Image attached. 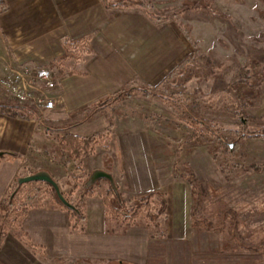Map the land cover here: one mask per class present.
Listing matches in <instances>:
<instances>
[{
  "label": "crops",
  "instance_id": "1",
  "mask_svg": "<svg viewBox=\"0 0 264 264\" xmlns=\"http://www.w3.org/2000/svg\"><path fill=\"white\" fill-rule=\"evenodd\" d=\"M110 1L120 3L107 7L102 0H4L0 6V75L23 64L46 67L56 80L50 93L57 102L54 109L38 118L13 116L0 110V151L16 154L0 160V200L28 160L37 161L38 156H44V145L55 144L56 135L68 132L85 137L110 127L107 145L112 142L117 147L115 156L121 175L118 179L111 173L129 192L127 197L161 190L166 195L167 215L174 210V197L178 200L180 192L171 187L175 179L171 168L156 165L154 156L148 153V147L156 141L154 133L146 123L136 122L134 108L120 114L118 105L137 97L115 103L84 123L69 117L128 86L155 91L193 53L198 33L191 23L186 36L179 24L184 21L176 22L170 12L154 13L155 8H175L180 0H141L144 4L137 0ZM185 14L183 11L181 15ZM65 43L75 44L66 51ZM138 88L135 94H143ZM3 103L6 102H0ZM95 155H99L101 164L110 163L104 159L106 149L96 146L91 156ZM45 160L46 165L56 164L49 158ZM94 169L102 168L96 165ZM83 208L82 233L71 232L66 211L48 200L30 209L20 225L23 236L13 232L5 236L0 263L24 264V256L34 258L37 248L46 253L47 262L61 261L60 264L65 258H70L67 264L94 258L106 260V264L114 260L149 264L148 260L155 257L164 260V252H156L151 240L163 239L167 230L160 238H151L146 229L135 225L121 234H108L102 197H86ZM124 249L133 254L127 257ZM97 253L98 257H94Z\"/></svg>",
  "mask_w": 264,
  "mask_h": 264
},
{
  "label": "rangeland",
  "instance_id": "2",
  "mask_svg": "<svg viewBox=\"0 0 264 264\" xmlns=\"http://www.w3.org/2000/svg\"><path fill=\"white\" fill-rule=\"evenodd\" d=\"M144 1L149 3L152 0ZM180 1L175 8L164 11L154 9L156 14L170 12L176 22L184 21L179 23L184 30H190L192 23L198 33V40H192L195 46L187 72L177 74L155 89L172 96L175 101L135 94L131 98L137 97L135 100L118 105L120 114L134 108L138 117L136 122L146 123L149 131L154 133L156 141L148 147V153L154 156L156 165H169L173 173L175 162V179L171 187L180 192V198L177 200L178 197H174V210L170 216L167 215L166 236L151 240L156 252H164V260L161 262L155 257L148 262L244 264L250 261L264 264V248L255 250L264 243V171L254 172L232 166L233 163L246 166L264 162V138H238V149L234 153L232 148L226 155L223 152L214 154L204 145L193 144V133L200 132L203 126L189 121L178 107L179 99L186 100L199 118L216 129L240 131L244 128L250 132L264 127V19L261 16H264V2L204 0L217 10L218 14L212 15L198 0ZM153 2L157 3L158 0ZM145 5L149 7V4ZM183 11L185 15H181ZM186 76H189L187 81L184 80ZM176 82H181L180 87L175 85ZM239 89L242 91L240 95L237 94ZM227 98L234 100L238 109H243L241 117L230 114L225 108ZM83 117L84 112L69 118L77 122ZM232 137L236 139V135ZM43 150V153L55 154L56 144L48 143ZM117 151L111 142L104 158L110 163L102 161L101 164L99 155H95L78 162L70 161L66 166L56 163L53 167L46 165L47 157L42 155V158L38 156L37 161L29 159L19 175L24 176L30 170H46L57 182L64 197L73 203L77 201L92 167L100 165L102 170L112 172L119 179L121 167L115 156ZM164 153H168L164 156L165 160L162 156ZM225 160L229 166L224 169L221 164ZM113 165L118 168L114 166L112 169ZM186 179L197 184V207H192L193 199ZM102 184L104 181L100 180L94 189ZM45 186L41 181L27 183L21 188L19 197H24L27 191L35 187L41 188L43 191L37 195L41 196L40 202L44 205L47 202ZM121 188L126 198L129 192ZM135 226L148 232L142 224ZM152 231L155 232V229L152 228ZM34 251V258L24 256V264L61 263L47 262L45 252L38 248ZM124 251L128 253L127 257L133 254L132 250ZM94 257H98V253ZM68 259L63 260L64 264ZM89 260H80L75 264H106V260L101 261L100 258Z\"/></svg>",
  "mask_w": 264,
  "mask_h": 264
},
{
  "label": "trees",
  "instance_id": "3",
  "mask_svg": "<svg viewBox=\"0 0 264 264\" xmlns=\"http://www.w3.org/2000/svg\"><path fill=\"white\" fill-rule=\"evenodd\" d=\"M139 4H143L141 1L137 0ZM136 1V2H137ZM207 10L211 12L212 15H216L217 10L210 4V2H205L204 0H199ZM102 2L107 6H115L120 3V1H110L102 0ZM264 19V16L261 15ZM186 36H188V30H184ZM81 41V40H80ZM79 43V41L75 42ZM65 43L66 51L71 50L74 44ZM195 46V45H194ZM82 51H78L80 54ZM192 59V56H188L184 61H182L170 74L165 78V81L173 79L175 76L187 72L188 65ZM189 76H186L184 80L187 81ZM164 81V82H165ZM181 82H176L175 85L180 87ZM163 85V83H162ZM138 87L128 86L118 91L109 98L102 100L99 103L90 104L86 108L76 112V114H81L84 112V117L77 121L76 123H84L93 118V116L99 112L107 109L113 104L120 102L125 99L133 98ZM142 91L145 97L156 96L165 101H175L174 98L170 95H166L162 92H155L149 87L138 88ZM237 94H242V91L239 89ZM228 99V98H227ZM225 108L234 116L241 117L244 112L243 109H238L234 103V100L228 99L225 103ZM178 107L183 110V115L191 122H195L201 126L203 129L200 132H194L192 139L193 144L200 146H206L207 150L213 152H223L225 155L230 153V148L228 141L233 138V153L238 149V138L243 140L246 137L251 138H264V127H259L252 131H245L242 128L240 131L231 130V129H216L213 128L210 124L206 123L203 119L199 118L197 114L192 111V108L187 105V101H182L179 99ZM0 110L8 113L13 116H22L25 118H37L39 115L28 105H18L13 103H3L0 104ZM74 114V115H76ZM50 129V128H49ZM236 135V139L232 137ZM111 129L108 127L103 132H98L90 136H78L68 132H63L56 135L53 139L56 144V153L47 154L44 153V156L49 158L53 163H58L66 166L70 161L78 162L85 157H89L94 154L95 147L100 146L104 149H107V142L110 140ZM217 148V149H216ZM16 157V156H15ZM222 168H228V161H224L221 164ZM233 167H241L244 170L252 169L254 172L264 171V162L260 164H250V165H241L238 163H233ZM175 162L173 165L174 175ZM28 175V174H27ZM185 177V176H184ZM183 177V178H184ZM100 180L104 181V184L100 185L94 189V185L98 184ZM190 186V195L193 199V206L197 207V184L193 181L186 179ZM30 183V182H27ZM27 183L21 184L16 188V180L13 181L7 195L0 200V248L5 236L11 230L13 233L18 234L20 237L23 236V233L20 232V225L23 218L26 216L28 211L32 208L39 207L41 205L40 199L41 196H38V193H41L43 190L41 188L35 187L34 189L27 191L24 197H19L21 193V188L24 187ZM114 183L117 188L115 193L112 189L110 183L105 179H99L94 182L92 185L87 186L85 183L81 188V192L77 197L76 202H70L74 205L75 209H70L60 203L58 200L54 189L48 183L46 184L45 195L47 200L59 207L60 209L66 211L68 220L69 230L73 233H82L84 231V220L85 215L83 212V200L94 194H97L102 197L104 207H105V231L108 234L123 233L128 227L134 225L142 224L148 229L149 236L152 237H162L166 233V221H167V211H166V195L161 190H153L144 194L139 195H129L125 198V194L122 191V186L119 181L114 178ZM35 191V192H34ZM63 195V194H62ZM64 196V195H63ZM81 206V207H80ZM194 214V213H192ZM152 228L155 229V232L152 231ZM19 232V233H18ZM264 248V243L255 248V250L261 251ZM246 261L244 264H262V263H249Z\"/></svg>",
  "mask_w": 264,
  "mask_h": 264
},
{
  "label": "built area",
  "instance_id": "4",
  "mask_svg": "<svg viewBox=\"0 0 264 264\" xmlns=\"http://www.w3.org/2000/svg\"><path fill=\"white\" fill-rule=\"evenodd\" d=\"M3 4L4 0H0V6ZM55 86L56 80L48 68L23 64L0 75V102L28 105L42 115L57 106L50 93Z\"/></svg>",
  "mask_w": 264,
  "mask_h": 264
},
{
  "label": "water",
  "instance_id": "5",
  "mask_svg": "<svg viewBox=\"0 0 264 264\" xmlns=\"http://www.w3.org/2000/svg\"><path fill=\"white\" fill-rule=\"evenodd\" d=\"M229 148L232 151V148H233L232 143L229 144ZM11 156L15 157L16 154L10 153V152L0 151V160H3L5 158L11 157ZM99 179L107 180L110 183L114 192L115 193L117 192V188H116V185L114 183V177H113L112 173L107 172V171L102 170V169L92 170L90 172V174L88 175V178L85 182V185L90 186ZM34 181H41V182L48 183L49 185H51L52 188L54 189V192H55L58 200L60 201V203L63 204L64 206H66L67 208L75 209L74 205H72L69 201H67L64 198V196L62 195V193L59 190V186H58L57 182L54 180V178L51 176V174L49 172H47L46 170H38V171H35V172L28 174V175H25V176H18L16 178V183H17L16 188H18L23 183L34 182ZM109 264H132V263L124 262V261H120V260H114V261L109 262Z\"/></svg>",
  "mask_w": 264,
  "mask_h": 264
},
{
  "label": "flooded vegetation",
  "instance_id": "6",
  "mask_svg": "<svg viewBox=\"0 0 264 264\" xmlns=\"http://www.w3.org/2000/svg\"><path fill=\"white\" fill-rule=\"evenodd\" d=\"M261 1H263V2H264V0H261Z\"/></svg>",
  "mask_w": 264,
  "mask_h": 264
}]
</instances>
